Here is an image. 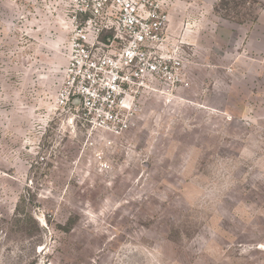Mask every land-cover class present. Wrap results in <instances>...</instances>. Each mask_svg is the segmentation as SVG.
<instances>
[{
	"label": "rangeland",
	"instance_id": "374dc122",
	"mask_svg": "<svg viewBox=\"0 0 264 264\" xmlns=\"http://www.w3.org/2000/svg\"><path fill=\"white\" fill-rule=\"evenodd\" d=\"M151 1L181 67L115 136L59 101L74 0H0V264H264V0Z\"/></svg>",
	"mask_w": 264,
	"mask_h": 264
},
{
	"label": "built area",
	"instance_id": "2783aa9c",
	"mask_svg": "<svg viewBox=\"0 0 264 264\" xmlns=\"http://www.w3.org/2000/svg\"><path fill=\"white\" fill-rule=\"evenodd\" d=\"M61 105L115 136L134 125L139 91L176 83L181 62L160 53L168 16L151 0H74ZM76 7V8H75ZM112 37L102 41V35Z\"/></svg>",
	"mask_w": 264,
	"mask_h": 264
}]
</instances>
